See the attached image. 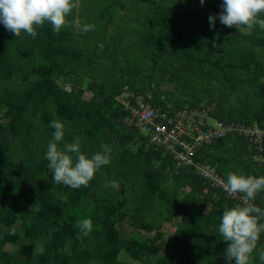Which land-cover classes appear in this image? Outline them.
I'll return each instance as SVG.
<instances>
[{
    "label": "trees",
    "instance_id": "trees-1",
    "mask_svg": "<svg viewBox=\"0 0 264 264\" xmlns=\"http://www.w3.org/2000/svg\"><path fill=\"white\" fill-rule=\"evenodd\" d=\"M136 1L153 7L157 15L140 25V30L146 29L137 33L138 45L125 47L127 51L123 57L149 60L151 67L157 61L161 62L156 79L150 71L135 79L137 71L134 67L123 80L115 79L110 68L90 69L94 60L85 55L83 49L72 47L69 31L61 29L56 33L48 22L36 28V38L22 32L19 41L12 33L0 40L2 80H11L17 74H20L21 83L33 76L36 78L29 82V86L25 84L20 94L6 89L0 93V176H5L3 172L7 176V180H0V228L5 227L4 231L0 229V264H124L118 261L121 251L132 261L143 264L148 256L155 255L158 247L151 245L148 238L133 236L127 240L120 239L116 225L128 218L121 210L125 201L116 200L111 204L98 197L96 186L102 176L112 172L114 160H118L116 172H123L124 176L141 165L144 168L140 172L143 181L140 183L141 198H156L163 205L165 220L178 221V227L167 239L168 251L154 264H224L227 242L219 233V223L223 211L237 203L209 188L191 168L174 169L168 155L147 145L144 139L137 140L134 127L123 121L128 113L116 97L122 90L143 98L145 93H149L152 105L158 104L159 96L163 95L174 109H205L200 105L204 99L200 92L204 91L207 99H215L214 93L211 95L206 90L210 82L206 80L202 86H197L198 81L190 79V76L196 74L198 77L197 71L203 67L215 68L216 77L226 82L231 81L227 73H244L245 79L240 82L246 88L257 90V108L250 111L243 108L233 114L229 112L232 116L228 112L226 114L220 103H216L208 113L217 121L262 126L264 57L258 56L255 50L264 45V30L254 25L250 30V41L233 47L222 42V35L215 37L212 30H204L203 33L209 31L212 34L198 36L200 40L197 41L193 38L194 27L191 31H184L177 22L191 18L194 24L198 22L205 26L206 20L195 13L174 17L160 2ZM113 4L115 1L111 0V4L100 9L99 16L107 13L109 18V8ZM213 10L218 15L222 11ZM263 15L258 18L264 19ZM213 40L217 41V46L226 45L225 59L217 56L213 61L209 60L212 54L209 55L208 48ZM96 41L93 40L95 45ZM16 43L18 47L14 46ZM14 49L17 50L16 58ZM114 56L111 50L107 54L111 63H114ZM25 57H38L43 63L31 67L22 62ZM175 58L178 62L174 63ZM167 66L168 69L165 68ZM100 75H103L102 79L95 80L94 76ZM200 78L203 75H199ZM60 80L62 86L58 84ZM164 83H169L170 89L160 86ZM222 98H226L224 94ZM57 119L64 124V137L58 143L60 148L79 137L81 152L91 158L101 150L100 145L105 139H114V145L109 146L110 163L98 170L87 187L72 189L63 184H53L46 152L55 131L49 125ZM66 125L73 129L66 133ZM16 145L20 156L15 162L11 149ZM40 148L45 149L41 151ZM252 154V148L244 139L224 137L214 145L201 148L196 159L214 165L224 180H227L229 172L256 178L264 176V162L252 161ZM261 155L264 156V150ZM152 163L157 166L153 167ZM3 193L5 196L2 198ZM23 202L30 203L34 209L15 212L16 205ZM251 203L264 210V190ZM206 207L207 211L204 210ZM140 214L141 208L135 207L129 219L137 222ZM58 218H61L60 222ZM86 218L92 220V231L88 236L99 239L96 243L76 226ZM17 220H20L18 230L14 235L10 234ZM135 227L138 232L150 230V225L141 221ZM262 236L264 232L259 238ZM37 238L39 241L35 242ZM5 245H12L14 249L5 252L2 250ZM31 251L35 252L33 259L25 262L23 257Z\"/></svg>",
    "mask_w": 264,
    "mask_h": 264
},
{
    "label": "rangeland",
    "instance_id": "rangeland-1",
    "mask_svg": "<svg viewBox=\"0 0 264 264\" xmlns=\"http://www.w3.org/2000/svg\"><path fill=\"white\" fill-rule=\"evenodd\" d=\"M114 1L115 4H113L112 7L109 8L110 16L108 18L107 13H103L101 16H99V11L104 6L111 4V0H79V7L73 9L71 14L66 17L67 23L61 29L69 31L72 38L71 45L74 49H83L85 51V55H88L90 59L94 60V64L89 67L90 69L95 70L102 67L104 70L110 68L112 70L111 73L115 79L119 80L121 78L123 80L128 77L127 72L134 67L137 71L136 74L134 73L135 79L139 75L145 76L150 72L152 73L153 78L156 79L158 77L159 67L162 64L161 62L157 61V64L154 67H151V63H149V60L132 58L125 59L123 55L126 54L127 51L125 47H133L134 45H138L139 35L137 33H141L146 29L145 27H143L142 30H140V25H142V23L146 19L157 15V13L154 11L153 7L151 8L148 5L139 3L136 0ZM152 1L154 3L160 2L167 9L169 14L171 13V15L174 17H181L183 15L188 16L191 13H195L200 19L206 20L207 24L205 26L200 25L198 22L194 24V20L191 18H186L177 22V26L184 31H191V28L194 27L192 28V32L195 33L193 38L197 41L200 40L199 38H197L198 36H209L212 33L215 37L222 35V42H226V44L231 45L232 47L236 46L237 43L245 44L247 43V41H250L249 34L251 33V31L247 30L245 26L230 28L220 23L218 18L219 15L214 12L213 8L222 9L221 6L223 0H204L203 5H201L200 0ZM119 5H121L122 7H120ZM209 16H213L216 19L214 21V27L210 26ZM76 21H79L80 23L79 28L76 26ZM85 24L94 25V28L90 31L85 32L82 30ZM204 30H212V33L209 31L203 33ZM9 33L10 32L5 29L4 25L0 23V40L5 38ZM21 38L22 35L18 36V41L21 40ZM95 39H97L96 45L93 42V40ZM14 46L18 47V44L16 43ZM224 47L226 48V45H224ZM224 47L217 46V41L213 40L208 48L210 51L209 55L212 54L209 60L213 61L214 57L217 56L225 59L226 49ZM110 50L114 51L115 54L114 63H111L107 58V54ZM215 50L217 52L216 54H213ZM13 52L15 53L14 57L16 58L17 50L14 49ZM255 52L256 54H258V56L261 55L264 57V45L261 46V48H256ZM177 59L178 58H175L174 63L175 61L178 62ZM22 62L27 65H31V67H36L43 63L42 60L38 57H25ZM22 62L18 63L17 65L21 64ZM119 68L121 69L120 71ZM165 68L168 69V66ZM216 72L217 70L215 68L207 69V67H203L199 71H197L198 77L196 76V74H193L189 77L190 79L198 81L197 86H202V82L206 80H209L208 82H210L207 85L206 90L210 91L211 95H213L214 93L215 99H207L206 94L201 90L200 94L202 95V97H204V99L202 100L200 105H204L205 109L210 111L216 105V103H220L226 114L227 112H232V114L240 112L243 108H245V110L247 111L257 108L255 106L258 100L257 90L254 88H246L244 86V83L240 82L245 79L246 74L236 73L237 75H232L227 73V78H229L231 81L226 82L219 80V78L221 79V77H216ZM199 75H203V78L199 79ZM19 77L20 74H17L16 78L5 81L2 80V77L0 76V93L2 89H6L13 91L16 90V92L20 94L21 91L25 89L26 85L29 86L30 81L36 79L33 76L26 82L21 83ZM94 77L95 80L98 81L102 79L103 75ZM200 80L201 82H199ZM60 83L63 84L61 80L58 84L61 85ZM168 84L164 83L160 84V86H163V89H170V86H168ZM223 94L226 98H222ZM207 122L208 124H211L209 119L207 120ZM66 129L67 133L73 128L70 125H66ZM104 143V145L107 144L108 146L112 147L114 145V139H105ZM44 149L45 148H42L41 151H43ZM11 151L12 159L16 162L18 160V157L20 156L18 146H13ZM114 161L115 163L112 162V165L114 166L112 172L108 175L102 176L100 182L96 186L98 197L106 199L111 204H113L116 200L125 201L121 210L126 212L128 218H125L124 221L116 225L119 231L120 239L127 240L129 237L133 236L148 238L151 245L158 247V251L155 255L148 256L143 264H154L168 251L167 239L178 227V221L176 219L168 222L165 220L166 215L163 213V205L156 198H153L151 200L141 198L142 192L140 190V183H142L143 181L141 179L140 172L144 170L141 165H139V167L138 165L135 166L134 172H131L129 174H126L125 170L123 169L125 173L124 176V174H122L123 172H116V169L118 168V166H116L118 160ZM152 166L156 167L157 164L152 163ZM3 174L5 176H0V180L2 182L4 180H7L6 173L3 172ZM113 180L119 183L118 191L108 186L109 181ZM168 183L169 181H167V184ZM4 196L5 193L2 194V198ZM135 207L141 208L140 219L137 222H133L129 219V214H131L132 210L135 209ZM207 208L208 207H206L204 210L207 211ZM33 209L34 208L30 203L23 202L16 205L15 212H18L19 210L32 211ZM58 221L60 222L61 218H58ZM140 221L150 225V230L146 232H138L136 230L135 224L139 223ZM19 223L20 220H17L15 222L13 226L15 230H18ZM0 229L4 231L5 227H1ZM87 237L92 238L95 243L97 242V240H99L94 239L92 236ZM77 239H80V236H77ZM38 241L39 238L35 240V242ZM13 249L14 247L12 245H5L2 247V250L5 252H10ZM261 250H264V236L259 238L257 242V248L251 254V264H264V262L260 260L259 256ZM34 254L35 252L31 251L29 254L23 257V260L25 262L31 261ZM223 259L224 264H229L226 258ZM118 261L124 264H139L138 262L132 261L131 259L126 257V255H124L122 251L118 256ZM231 262L232 263L230 264H235V261Z\"/></svg>",
    "mask_w": 264,
    "mask_h": 264
},
{
    "label": "clouds",
    "instance_id": "clouds-1",
    "mask_svg": "<svg viewBox=\"0 0 264 264\" xmlns=\"http://www.w3.org/2000/svg\"><path fill=\"white\" fill-rule=\"evenodd\" d=\"M200 3L203 5L204 0H200ZM78 7L79 0H0V23L16 37L24 32L36 38V28L45 22L51 24L54 32L59 33L67 23L66 17ZM221 8L218 18L224 26H246L247 30H252L254 25H259L264 30V19L258 18L264 13V0H223ZM214 21L215 17L209 16L210 26L214 27ZM76 26L80 27L79 21H76ZM93 28L94 25L85 24L82 30L87 32ZM49 126L55 130L46 152L53 184H63L72 189L87 187L98 170L110 163L111 148L101 144L102 151L89 158L81 152L79 137L60 148L58 143L64 137V124L57 119ZM220 183L230 195L243 194L240 196L242 205L226 209L220 219L219 233L227 242L225 258L229 264L233 260L235 264H251V254L257 248L260 234L264 232V223H260L264 220V210L251 201L264 190V176L256 178L229 172L227 181L221 180ZM108 186L119 190L117 181H109ZM76 226L84 236H88L92 231V220L83 219ZM10 234H15L14 227ZM40 251L43 253L44 249ZM259 256L264 262V250L260 251Z\"/></svg>",
    "mask_w": 264,
    "mask_h": 264
},
{
    "label": "built area",
    "instance_id": "built-area-1",
    "mask_svg": "<svg viewBox=\"0 0 264 264\" xmlns=\"http://www.w3.org/2000/svg\"><path fill=\"white\" fill-rule=\"evenodd\" d=\"M150 97L149 93H145L143 98L124 90L116 97V101L127 110L128 115L123 121L134 127L136 139H144L147 145L168 155L174 169L191 168L209 188L218 190L226 199L242 205L240 196L243 194H228L220 183L221 180H227L217 173L214 165L197 160L196 153L224 137H238L252 148V161L264 162V156L261 155L264 150V121L262 126L257 123L245 125L217 121L204 108L174 109L163 95L159 96L158 104L152 105ZM208 119L211 124H208Z\"/></svg>",
    "mask_w": 264,
    "mask_h": 264
}]
</instances>
